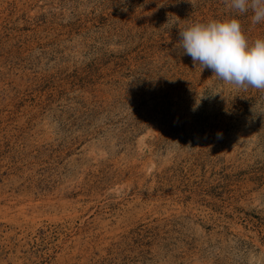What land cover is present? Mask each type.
<instances>
[{
  "label": "rangeland",
  "instance_id": "obj_1",
  "mask_svg": "<svg viewBox=\"0 0 264 264\" xmlns=\"http://www.w3.org/2000/svg\"><path fill=\"white\" fill-rule=\"evenodd\" d=\"M226 0H0V264H264V91L194 65Z\"/></svg>",
  "mask_w": 264,
  "mask_h": 264
},
{
  "label": "clouds",
  "instance_id": "obj_2",
  "mask_svg": "<svg viewBox=\"0 0 264 264\" xmlns=\"http://www.w3.org/2000/svg\"><path fill=\"white\" fill-rule=\"evenodd\" d=\"M230 9L243 15L252 13L251 22H264V0H226ZM179 49L194 65L237 88L264 91V38L249 43L240 20L194 22L179 29Z\"/></svg>",
  "mask_w": 264,
  "mask_h": 264
}]
</instances>
